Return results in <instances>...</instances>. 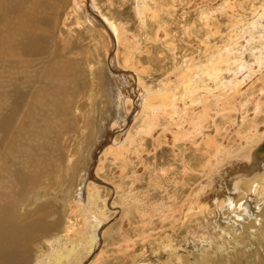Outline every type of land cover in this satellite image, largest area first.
Returning <instances> with one entry per match:
<instances>
[{
    "label": "bare ground",
    "instance_id": "1",
    "mask_svg": "<svg viewBox=\"0 0 264 264\" xmlns=\"http://www.w3.org/2000/svg\"><path fill=\"white\" fill-rule=\"evenodd\" d=\"M17 1L26 8L22 19ZM261 4L251 11L248 21L237 23L241 25L238 30L235 24V32L226 43L214 48L206 37L203 54L195 57L182 54L184 58L180 62L173 59L174 67L157 85H152L146 81L151 68L140 61L143 42L124 23L103 13L96 0H0V52L6 55L1 61L10 83L15 84L7 93L3 107L0 106V264H90L105 235L102 228L108 219L107 209L116 208L114 212H117L119 207L115 202L110 203L109 197L100 195L103 185L116 190L98 175L106 155H112L116 164H120L119 173L124 178L128 152L130 162L137 156L143 159L139 152L148 135L158 146L163 137L164 144L172 146L175 154H179L181 142L193 143L197 150L204 148L206 160L199 161L202 175L199 174L201 177L193 186L192 181L187 182L190 185L187 193L185 173L195 167L184 158L182 178L176 181L177 177H173L177 189L165 190L169 202L162 198L146 206L139 198V204L126 203L130 210L120 226L125 242L119 245L125 249L119 252L128 255L130 264H189L186 260L189 257H183L187 253L182 256V249L187 244L193 246V242L212 246L213 233L219 238L215 229H221L229 221V213L242 221L255 218L262 226L264 214L259 219L255 212L264 204V88L249 96L255 76L264 72V5ZM45 9H52L54 14L46 16L42 13ZM66 11L76 18L84 16L86 22L110 35L114 54L109 59L107 78L111 93L106 89L105 71L94 68L88 61L84 67L69 48V41L54 37L48 42L35 34V29L40 28L38 24L44 21L54 23L55 29H59L57 25ZM135 12L143 29H148L150 24L154 30L153 34L143 31L145 42L153 41L172 51L175 44L167 23L162 22L163 14L172 13L169 3L137 0ZM212 13L204 10L199 17L206 36L216 31L210 27ZM185 30L188 34L191 27ZM14 34L19 35L16 42L11 41ZM256 42L260 48L254 50ZM247 51L255 57L254 62L246 59ZM85 70H90L99 82L96 98L100 100L94 96L91 109L80 101L84 93L80 77ZM101 98L107 101L109 110L100 137L95 139L100 126L95 129L94 119L103 117L101 113L98 117L95 114L100 109L98 102L104 103ZM133 113L136 114L132 117ZM219 118L232 126L224 127L221 139ZM116 131L121 132L120 141L119 136H113ZM86 136L88 140L82 141ZM75 155L77 160L73 158ZM80 166H85V172L79 173L77 179L75 168ZM172 170L165 168L154 176L166 177ZM63 183L68 192L61 190ZM155 183V186L159 184ZM55 184L61 187L60 196L54 198L61 204L59 208L50 203ZM120 207L122 213L123 206ZM131 213L137 214L138 224L131 223ZM154 216H158V223ZM194 219L197 227L182 236V228ZM166 222L171 225L164 227ZM129 225L139 230L135 238L126 231ZM149 225L161 231L156 236L149 235L144 231ZM253 227L255 230L256 226ZM226 229L227 226L220 231L225 233ZM201 250L204 263L221 264L213 261L209 251ZM102 258L100 251L91 264H99Z\"/></svg>",
    "mask_w": 264,
    "mask_h": 264
},
{
    "label": "rangeland",
    "instance_id": "2",
    "mask_svg": "<svg viewBox=\"0 0 264 264\" xmlns=\"http://www.w3.org/2000/svg\"><path fill=\"white\" fill-rule=\"evenodd\" d=\"M228 1H230V2H228ZM263 1L264 0H225V1L224 0H207V1L206 0H177V1H175L174 0V2H172V0H166V4L169 3V7H171L172 13L171 14H168V13L163 14L162 22L164 21L167 23V27H168V30L170 32V36L173 40V43L175 44L174 45L175 47L173 48L172 51L168 50L167 48H164L163 46H161V44H156L155 42L153 43V41L152 42L149 41L147 43L145 42L144 32L146 33V31H147L149 34H153L154 30L152 28V25H150V24L148 26V29L145 30L142 28L141 23L138 19V16L136 15V12H135L136 8H137V0H96V3L98 5V7L100 8V10H102L103 13L110 15V16H113L117 20L124 23L126 25L127 29L130 32H132V34L134 33L135 35H137V37H139V39H140V42H143L142 43V53L143 54L140 56V61H141V64L143 63V65L151 68L149 75L146 76V79H147L146 81L148 84L157 85L159 83L158 81H160L161 79H163L165 77V75L167 74V71L169 69H171L172 67H174L173 64L175 61L180 62L186 56L187 57H195L200 53L203 54L202 52L205 50V46L203 44H205L206 37H209V45L210 46L215 48L217 45H222L226 40H228L231 37L232 33L235 32V27H236L235 24H237L240 20H245V22L248 21L253 14L252 10L259 7V5ZM226 2H228V4ZM217 3H219L220 5ZM17 4L20 6V13H21L20 19H22L23 15H24V11L26 10V8L24 7V5L22 3L19 4L18 1H17ZM210 4L213 6H211ZM262 5H264V2H263V4H261V6ZM172 6H173V8H172ZM221 6H224V8H222ZM216 7H218V8L216 9ZM174 9H175V11H174ZM211 9H212V11H211ZM204 10H209L211 13L213 12L212 13L213 20L211 22L210 27L216 31L219 29L218 32H216V31L212 32V34L216 32L213 36H212V34H210L211 36H206L205 35V34H207L206 29L201 24L200 18H201L202 12ZM42 13L45 14L46 16H51L54 14V11L52 9H45V10H42ZM66 14H67V16H66ZM79 14L82 15L81 13H79ZM63 16H65V17H62L59 21V24L57 25V26H59V29H58V27L55 29L54 23L50 25V23L48 21H44V22L38 24L40 28L35 29V34L37 35V37L39 39L41 38V39L48 41V42L52 41L54 39V37L58 41H62V42L69 41L70 42L69 48H71L76 53L75 54V57L77 56L76 58H80L82 60L81 62H82V65H84V67L87 63L86 61H88L89 63H91V65L94 68H100V69H103L105 71V80L107 82L106 83V89L108 92L111 93V84L107 78V73H108V69H109V59L112 56L111 54H114V51L111 50L113 42H111L110 35L107 34V32H105L101 28L94 27L89 22H86V18L84 16H83V18H81V17L76 18L75 15H73V13H70V12L68 13V11H66ZM248 17H250V18L248 19ZM190 24H192V25L190 26ZM187 26L191 27V31H192V32L190 31V33H188V34L185 30V28ZM240 27H241V25L237 24V27H236L237 30ZM194 28H196V29H194ZM25 32L28 33V31L26 29H25ZM185 32H186V34H185ZM209 33H211V32H209ZM175 38H176V40H175ZM198 39L201 41L199 42ZM18 40H19V35H17V34H14L11 37L12 42H16ZM253 46L254 47L252 49H254V50H257L258 48H260V45L257 42ZM183 48H184V50H183ZM108 49H109V52L107 51ZM107 52H108V54H107ZM70 53L72 55V52H70ZM182 54L184 55V57ZM246 54H247V55H245L246 59L248 61L254 62L255 57L251 54V51H247ZM3 56H6V55L3 54L2 52H0V75L2 76V81H0V106L1 107H3V105H4L7 93L15 88V84L10 83V80L8 79L7 71L3 69V63L1 61V58ZM258 74H259V76L256 75L254 80H253V83L251 86H253L254 89L251 88L249 90L250 91L249 96L257 93L259 90H261V88H264V84H263L264 83V78H263L264 72H258ZM78 77H79V75H78ZM259 77L261 78V80ZM80 78H81L80 79L81 80L80 85L82 86L83 92H84L82 94V97L80 98V101L84 102V104L86 103L87 105H85V107L91 109L92 106L94 105V103H93L94 102V96L96 98L97 86H98L99 82L97 80V77L93 73H91L90 70H85L83 73H81ZM85 88L88 89V91L87 90L85 91ZM258 96H259V94L256 97H258ZM104 97H103L104 99H107V98H109V95H108V97H106V96H104ZM82 98H84V99L81 100ZM104 99L101 98L102 101H104ZM96 100L99 101L100 98L97 97ZM110 100L108 101V105L111 108L110 112H112L113 111V105L112 106L110 105L111 104ZM98 105H99L100 109L95 111L96 112L95 114L98 117V114L101 113V116H103V117H102V120H100L98 118L94 119L95 120L94 122H96L95 123V129H97V127L100 126L99 130L96 131L94 134L95 139L96 138L98 139V136L100 137V133L103 130L104 123H105L104 116H107L106 112H108V110H109L106 108L107 101L106 102L104 101V103H102L100 101V102H98ZM1 107H0V109H1ZM252 107H253V105L251 104L250 110L253 109ZM130 108H127V109H130ZM122 110H124V109L122 108ZM123 112L124 111H122V113ZM135 114L136 113H133L132 117ZM233 115L235 118L236 114L234 113ZM219 121H221V123H222L220 125V126H222V130L220 131L221 135L219 134L218 138L221 139V137H223V135L225 133V131L223 130L224 127H227L230 129L232 126H230V122H225L226 120H224V118H219ZM260 121H262V120H260ZM135 122H136V120H135ZM135 122L133 121L132 127H133ZM92 124H93V120H92ZM209 124L211 125V123H209ZM133 128H132V131H133ZM87 132H90V131L88 130ZM97 132H98V134H97ZM114 134L115 135H113V136L114 137L117 136V138H118V136H119V134H121V132L116 131V132H114ZM86 137H83L81 140L86 142L88 140V137L87 138ZM118 139L120 141L122 139V137L119 136ZM160 140H161V141H159L160 145L158 146V145H156L154 138L152 140L151 136H149V135L146 137V140L143 142L144 146L142 145V150L140 149V152H139V154H141V156H143V159H141L140 156H137L133 159V162H130L129 159H130L131 154L128 152V156H127L128 164H126L125 169L123 170L124 178H122L120 173H119V170H120L119 165L120 164L118 165V162L116 164V161L114 160V157L112 155H110V154L106 155V158L103 162L104 165H103L101 171L98 173V175H99V177L106 179L109 183L113 184L112 186L115 187L116 190L114 192L111 189V187L103 185L100 187L101 188L100 189V195L102 196V198L109 197L110 203L115 202L119 207H120V205H122L124 208L122 207V213H121V207L117 208L118 209L117 212H114L116 210V208L107 209L106 215L108 216V219L106 220L107 222L105 223V226H103V228H102L105 235H103V240L100 242V244L98 246L97 255L95 256V258L93 260H91L90 264L96 259V257L99 255L100 251H101L103 258L99 264H130L131 261L129 260V257H127L128 255L119 252V250L122 251L123 249H125L123 246L121 248L119 247V245H122L125 242L124 237L122 236V233L120 230V226L122 223H124V218H123L124 215H126L127 212H129L128 210H130L129 209L130 206H128V204L129 203L131 204L132 202L134 204H139L140 203L139 198H141V203H143L146 206L149 205L148 202L150 203V201L151 202L161 201L162 198H164L165 202H169L170 201L169 195L166 194L165 190H171V192H172L173 188L177 189V187H176L177 185L175 183H176V181H178L182 178L181 174H182V170H184V164H183L184 158H186V160L192 166L195 167V168H191V170L187 171L186 173L184 172L187 175V177H191L190 180H187L186 179L187 177H185L184 181L186 183L192 181V182H190V184H191V186H193L196 184V182H197L196 180H199V178L201 177L199 175V174H201L199 167L201 165V162L203 163L206 160L205 159L206 156L203 154L204 148H201V150H197L195 145H192L193 143L192 144L190 143L187 145V143L181 142L182 144L179 145V149L181 151L179 150V154H177V153L175 154V151L172 149L173 148L172 146L170 147V146H168V144L167 145L164 144L165 141H164L163 137H161ZM184 145H185V147H184ZM101 154H102V152L99 153V156H101ZM77 155H75V157H73V158L75 159L76 157H78ZM181 158H183V160ZM76 160H77V158H76ZM110 160L112 161V163L110 162ZM199 161H201V162H199ZM91 162H92V159H91L90 163ZM98 162L100 163V159ZM83 167L85 168V166H80V167L75 168L76 175L78 177L77 179H79V173H81L82 175L84 174L85 169L83 170ZM96 167H97V165H96ZM139 167L140 168L142 167V169H140ZM165 168L173 169L172 173H170L169 176H166V177L159 175V177L161 178V181H160V178H158V177L155 178V176H156L155 173L159 174V172ZM200 169H202V168H200ZM192 170H193V172H192ZM196 173L198 176L196 175ZM173 177H177L176 178L177 180L175 182L173 181L174 180ZM193 177H195V179ZM155 182H159V184H157V185H161L162 187L161 186L157 187V185L155 186V184H156ZM161 182L162 183L164 182L163 183L164 185ZM57 185L58 184H55L53 186V192L50 194V198H51L50 203L55 208H59L61 206V204L59 202L55 201L54 198L60 196L61 190H65L67 192L69 191L66 187V183L61 184L64 189H61V187H58ZM188 186L190 187L189 183H187V187H186L187 190L185 189L186 193L189 190ZM79 188H80V186H78L76 188V190H79ZM57 189H59V191H57ZM156 189H158V190H156ZM185 192H184V194H185ZM167 198L169 199V201ZM132 199H134V201ZM179 200H181V199H178V201ZM126 203H128V204H126ZM117 205H114V206H117ZM146 206L144 209H147ZM263 207H264V204L261 206L260 209H258V210L256 209L255 213L257 216H259V219H261V216H263V214H264V212H263L264 208ZM227 215L229 217V221L230 220L231 221L229 222L228 220H226L227 222L222 226L224 229L227 226V229L224 231L225 233H223V231H220V230H222V227H221V229H220V227H218L217 230L215 229V232L217 231V235L220 239L217 238L215 233H213V237H212L213 239H211V240H212V242L217 243L216 245H214L215 243H213V245L211 244L212 246H208V244H206V245L198 244L197 245V244H195V242H193L194 243L193 246L191 244H187L189 246H187L185 249H182V251H183L182 256L185 253H187V255L185 254V256H183V257L185 259L189 257L188 259H186V260H188L189 264H206L203 262V258L205 255L202 254L201 249L206 250L207 253L209 251L208 254L211 256L213 261L216 263L218 262L221 264H264V234H262V232L264 231L263 230L264 229V219H263V221L261 220L263 225L260 226V225H258L259 222H257L255 220V218H253L250 221H248V220L242 221L240 219V217L234 213H233V215H232V213H229ZM129 217H130L131 223H133V225L139 223V219H137V214L135 215L134 213H131L129 215ZM153 218L155 219L156 223L159 222L158 216H154ZM156 219H158V220H156ZM193 221H192V223L187 222L186 225L182 228V230L180 231V234L181 233L183 234V235L181 234L182 236L186 235L190 229L193 230L197 227L196 220L194 219ZM245 221H247V222H245ZM235 223H236V226L238 225L237 227L235 226ZM169 224L171 225V222H166L164 227H167V226L169 227L170 226ZM133 225L132 226L129 225V227L126 228V231L129 233L128 235L131 238H135L137 233L139 232V230L133 229L134 228ZM247 225H248L249 229L246 227ZM149 226L150 227H147L144 230L147 233L149 232L148 233L149 235L156 236L157 233H159L161 231V229L158 227H154L152 225H149ZM253 226H256L255 230H254L255 227H253ZM185 227H187V228H185ZM238 227L241 228L242 230L240 229V231H239ZM231 231H233L234 235H233V233H231L230 235L227 234V233H230ZM237 231H239V233L241 235ZM237 235H238V237H235ZM221 236H223V237L221 238ZM234 237H235V239H234ZM238 238H239V240H237ZM217 239H219V240H217ZM222 239H223V241H222ZM240 239H242V240H240ZM224 241H227L228 243H225ZM129 244H132V243L129 242ZM224 244H226V245L222 246ZM220 245H221V248H220ZM197 246H199L198 249H197ZM203 246H205V247H203ZM228 246H230V247H228ZM193 247H195L197 250H195V248H193ZM207 248H210V250L209 249L207 250ZM224 248H226V249L224 250ZM211 249H212V251H211ZM212 252L215 254H213ZM193 254H194V257H193ZM145 259H148V257H146Z\"/></svg>",
    "mask_w": 264,
    "mask_h": 264
}]
</instances>
